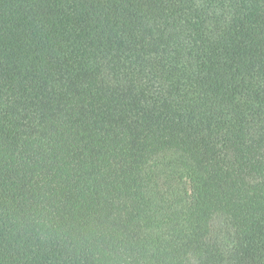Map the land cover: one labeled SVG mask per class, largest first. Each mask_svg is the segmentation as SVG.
Segmentation results:
<instances>
[{"label": "trees", "instance_id": "16d2710c", "mask_svg": "<svg viewBox=\"0 0 264 264\" xmlns=\"http://www.w3.org/2000/svg\"><path fill=\"white\" fill-rule=\"evenodd\" d=\"M0 264H264V0H0Z\"/></svg>", "mask_w": 264, "mask_h": 264}]
</instances>
